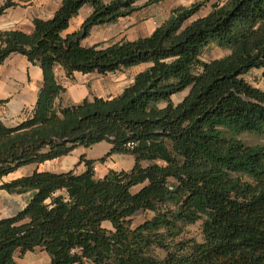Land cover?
I'll return each mask as SVG.
<instances>
[{
	"label": "trees",
	"instance_id": "16d2710c",
	"mask_svg": "<svg viewBox=\"0 0 264 264\" xmlns=\"http://www.w3.org/2000/svg\"><path fill=\"white\" fill-rule=\"evenodd\" d=\"M165 1L62 0L31 33L0 32V65L18 54L43 75L32 117L13 127L0 120V180L110 145L101 159L82 156L83 172L37 167L3 181L0 190L31 197L0 219V264L38 248L48 264H264V146L241 138L264 137V89L243 77L258 69L264 78V0H199L175 7L148 36L83 44L94 27ZM15 5L7 0L0 14ZM86 5L91 14L64 35ZM212 46L229 54L202 61ZM142 64L116 97L61 101L58 67L73 81ZM117 154L132 156L133 167L97 177L95 163ZM139 212L149 216L135 223ZM198 223L201 241L186 235Z\"/></svg>",
	"mask_w": 264,
	"mask_h": 264
},
{
	"label": "crops",
	"instance_id": "0c3cea01",
	"mask_svg": "<svg viewBox=\"0 0 264 264\" xmlns=\"http://www.w3.org/2000/svg\"><path fill=\"white\" fill-rule=\"evenodd\" d=\"M6 1L0 0V6L4 5ZM104 1L109 2L111 0ZM13 2L16 3L14 7L0 14V32L17 29L31 33L34 29V19H51L60 7L62 0H13ZM187 2V0H166L158 6L153 5L141 8L131 16L122 18L112 25L94 27L83 44L92 46L97 43L116 42L123 38L135 40L139 37L148 36L158 25L165 21L175 7L180 5L188 6L186 5ZM170 3L172 4L170 5ZM142 4L144 2L139 3L138 6H142ZM91 12L92 8L89 5L81 8L63 34L66 35L78 30ZM146 67L147 65L142 64L125 71L109 73L106 76H101L97 73L76 74L73 81L68 80L64 70L58 67L56 69L57 77L66 88L61 101L64 105H76L80 104L84 99H93L94 97L110 99L116 97L130 86L135 76ZM42 81L41 68L30 63L22 55L13 54L0 65V120L5 126L13 127L32 117L37 93ZM108 148H110L108 143L106 146H102V149ZM90 149L92 150V148L78 147L68 156L46 162L40 166L56 163L60 164L64 169L63 171L66 172L74 170L73 166L77 164L78 167L83 169V164L80 160L82 156L88 160L98 158V156L89 154ZM33 166L38 167L36 165L27 167ZM109 169L114 170L113 168ZM16 172L4 178L3 181H11L23 176H15ZM51 172L58 173L56 170ZM106 174L107 172L100 177H104ZM3 181L0 180V185ZM30 197V194L12 195L0 190V201L2 200L0 205L2 216H0V219L10 217L22 210L27 205Z\"/></svg>",
	"mask_w": 264,
	"mask_h": 264
},
{
	"label": "rangeland",
	"instance_id": "374dc122",
	"mask_svg": "<svg viewBox=\"0 0 264 264\" xmlns=\"http://www.w3.org/2000/svg\"><path fill=\"white\" fill-rule=\"evenodd\" d=\"M188 2L186 5H190L194 2H197L199 0H187ZM144 2L140 1L139 3ZM176 2V1H175ZM138 3V4H139ZM137 4V5H138ZM172 3H170L171 5ZM137 12V11H136ZM134 14V13H133ZM112 42L104 43L105 45H108ZM99 44V43H97ZM95 45V44H93ZM229 54L228 50H224L221 48H218L216 46H212L210 49H208L205 54L202 56V61H211L214 59H219L222 58L226 55ZM148 66V65H147ZM263 71L258 70V69H253L247 74H245L243 77L244 79L251 84L252 86L259 88V89H264V78L262 76ZM189 92V89L186 91L180 93L179 95H174L173 96V102L176 104L180 102ZM242 140L246 142L248 145L254 146V145H263L264 146V137L259 136V135H254V134H244L242 137ZM103 143V144H102ZM107 142H100L90 148L92 150H89V154H92V156H98L97 159H101L106 156L108 153L109 149H102V146H106ZM89 149V148H88ZM82 158V157H81ZM134 158L129 155H112L110 157H107L103 162H96L94 165V171L97 177L102 176L105 172H108V168H113L114 170H130L133 165H134ZM83 164V169L81 167H78L77 164L73 166L74 170L77 173L85 171L86 167L85 164ZM36 167H27L24 169H21L15 173V176H24V175H30L32 171ZM39 170H46V171H52L56 170L58 173L64 172L62 166L60 164H45L43 166L38 167ZM108 170V171H107ZM67 172V171H66ZM137 188H134L133 191H136ZM2 201V200H1ZM0 201V205L2 204ZM0 216H2V210L0 211ZM148 213L144 212H139L135 216V223H141L146 217H148ZM186 235L188 237H194L198 241L202 240V235H201V229H200V223L189 226L186 228ZM16 260L19 264H48L50 259L45 251H43L41 248L36 249L34 252H28L24 256H16Z\"/></svg>",
	"mask_w": 264,
	"mask_h": 264
}]
</instances>
